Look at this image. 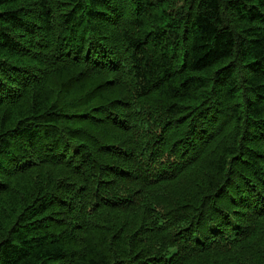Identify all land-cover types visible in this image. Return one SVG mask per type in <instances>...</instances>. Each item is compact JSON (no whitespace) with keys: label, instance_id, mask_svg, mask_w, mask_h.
<instances>
[{"label":"trees","instance_id":"obj_1","mask_svg":"<svg viewBox=\"0 0 264 264\" xmlns=\"http://www.w3.org/2000/svg\"><path fill=\"white\" fill-rule=\"evenodd\" d=\"M0 264H264V0H0Z\"/></svg>","mask_w":264,"mask_h":264},{"label":"bare ground","instance_id":"obj_2","mask_svg":"<svg viewBox=\"0 0 264 264\" xmlns=\"http://www.w3.org/2000/svg\"><path fill=\"white\" fill-rule=\"evenodd\" d=\"M58 70V69H57ZM51 74V73H50ZM69 74V73H68ZM67 75V74H66ZM72 75V74H71ZM93 78H95V77H93ZM100 84V83H99ZM119 86V85H118ZM113 87V86H112ZM109 89V88H108ZM116 90V89H115ZM65 93V92H64ZM70 93V92H69ZM78 93V92H77ZM62 97V96H61Z\"/></svg>","mask_w":264,"mask_h":264}]
</instances>
